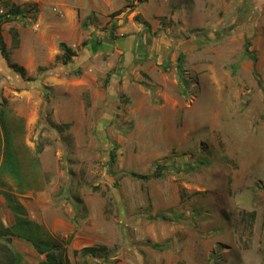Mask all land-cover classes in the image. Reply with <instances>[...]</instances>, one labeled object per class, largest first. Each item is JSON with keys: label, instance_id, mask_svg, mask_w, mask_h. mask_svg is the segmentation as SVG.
I'll return each instance as SVG.
<instances>
[{"label": "rangeland", "instance_id": "rangeland-1", "mask_svg": "<svg viewBox=\"0 0 264 264\" xmlns=\"http://www.w3.org/2000/svg\"><path fill=\"white\" fill-rule=\"evenodd\" d=\"M22 2L0 0V110L22 179L1 130L0 221L16 222L10 197L70 264H264V0ZM85 248L97 258L74 256Z\"/></svg>", "mask_w": 264, "mask_h": 264}, {"label": "trees", "instance_id": "trees-1", "mask_svg": "<svg viewBox=\"0 0 264 264\" xmlns=\"http://www.w3.org/2000/svg\"><path fill=\"white\" fill-rule=\"evenodd\" d=\"M19 14H20L19 10H17L13 12L12 15L16 18ZM4 23H6V21H2L0 18V53H1V56L5 60L8 61L9 56L7 54L8 52H7L5 41L3 38V30H2V25ZM246 47H247V54L249 55V57L253 59V62L256 65L257 58L252 54V52L249 51L251 47L250 41L247 42ZM59 49L63 53L65 64L70 63L76 55L75 52L71 48H69L65 43H61L59 46ZM184 58H185V55L181 54L177 60L179 73L181 75L183 71ZM10 67L12 69H16L24 77L25 70L23 68H18L19 69L18 70L15 66L14 67L10 66ZM181 83L183 85L185 84V80L183 78H181ZM1 130L4 134L3 136H4L5 143H6L5 152L3 155L5 164L3 165V167L4 168L6 167V169L10 170L11 176L14 177L15 180L20 184L22 179H19L18 166L16 164L17 162L15 158V153L12 148L13 146L11 143V137L6 128L4 112L0 110V134H1ZM116 158H117V155L115 153H112L111 162L113 163ZM132 175L133 177L137 176L136 174H132ZM137 178L144 180V181H148V179L143 176H138ZM8 204H9L10 209L15 214L16 222L13 226L7 227L0 221V264H21L23 260L22 255L11 247L13 239H16V238L32 243L41 255H45L46 257L45 261H43L40 264H70L67 258V255H66V251H63L61 256L57 257L52 252H50L51 248L54 247L53 244L38 243V241L35 239L36 234L33 235L30 233L31 229H29V227H31L33 223L28 221L26 218H23L25 211L20 205H15V201L12 200V198L10 197H8ZM2 240L6 241V243L8 244L7 245L2 244L1 243ZM79 254L82 257L97 258L99 251L97 248H85L81 252H78V251L74 252V256H78ZM103 261L104 263H108V264L111 263L110 257L108 256L107 257L105 256L103 258Z\"/></svg>", "mask_w": 264, "mask_h": 264}, {"label": "crops", "instance_id": "crops-1", "mask_svg": "<svg viewBox=\"0 0 264 264\" xmlns=\"http://www.w3.org/2000/svg\"><path fill=\"white\" fill-rule=\"evenodd\" d=\"M23 0H13V3H15L16 5H20L21 3H23L22 2ZM63 25V24H62ZM51 32V31H50ZM49 31H48V34L50 33ZM60 33H62L63 35H67V33L69 32L68 31V28L67 27H62L61 28V30L59 31ZM60 53V52H59Z\"/></svg>", "mask_w": 264, "mask_h": 264}]
</instances>
